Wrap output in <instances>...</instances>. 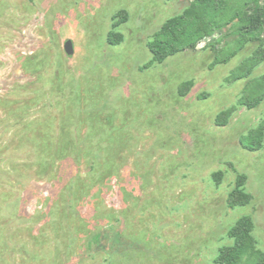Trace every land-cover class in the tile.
<instances>
[{
	"label": "rangeland",
	"instance_id": "374dc122",
	"mask_svg": "<svg viewBox=\"0 0 264 264\" xmlns=\"http://www.w3.org/2000/svg\"><path fill=\"white\" fill-rule=\"evenodd\" d=\"M188 2L0 0V264H217L242 214L264 251V140L254 151L238 141L264 118V99L239 105L245 80L228 78L256 44L215 62L235 37L227 25L152 61L147 43ZM238 172L252 200L231 207Z\"/></svg>",
	"mask_w": 264,
	"mask_h": 264
},
{
	"label": "trees",
	"instance_id": "16d2710c",
	"mask_svg": "<svg viewBox=\"0 0 264 264\" xmlns=\"http://www.w3.org/2000/svg\"><path fill=\"white\" fill-rule=\"evenodd\" d=\"M126 19L127 14L124 10L114 14L106 36L108 43L116 45L122 41L123 35L117 27ZM227 25L234 28L235 37L225 49L220 50L219 55H216L215 62L228 61L249 42L256 44L254 49L230 70L228 76L230 81L245 80L237 103L254 108L264 99V73L253 75L254 69L264 60V0H189L182 12L162 22L147 46L152 61L161 63L170 56L195 49L198 43ZM192 84V80L181 82L178 92L185 95ZM232 113L233 107L220 111L215 117L216 124H227ZM263 140L264 118L238 138L239 144L249 151L259 149ZM75 176L69 180L74 182L72 185L80 179ZM222 176L221 170L212 172L215 183H219ZM245 185L246 175L238 172L234 186L228 194L229 206H242L251 202L252 194L246 190ZM65 186L60 196L63 207L69 201L67 182ZM253 230L254 221L251 215H240L228 231L232 243L219 248L216 263L264 264V251L257 246ZM123 237L122 231H114L111 245L119 246L123 243Z\"/></svg>",
	"mask_w": 264,
	"mask_h": 264
},
{
	"label": "water",
	"instance_id": "95a60500",
	"mask_svg": "<svg viewBox=\"0 0 264 264\" xmlns=\"http://www.w3.org/2000/svg\"><path fill=\"white\" fill-rule=\"evenodd\" d=\"M64 48L68 54L72 53V41L70 39L65 41Z\"/></svg>",
	"mask_w": 264,
	"mask_h": 264
}]
</instances>
